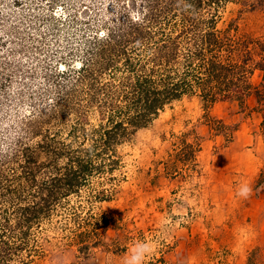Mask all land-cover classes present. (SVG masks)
<instances>
[{"label":"rangeland","instance_id":"obj_1","mask_svg":"<svg viewBox=\"0 0 264 264\" xmlns=\"http://www.w3.org/2000/svg\"><path fill=\"white\" fill-rule=\"evenodd\" d=\"M183 18L228 40L246 82L214 103L175 100L118 148L112 175L52 192L77 114L100 124L79 68L121 78L162 39L157 27L171 34ZM137 20L155 24L142 41L124 29ZM23 166L32 175L18 180ZM1 176L51 202L20 233L26 264H264V0H0Z\"/></svg>","mask_w":264,"mask_h":264},{"label":"trees","instance_id":"obj_2","mask_svg":"<svg viewBox=\"0 0 264 264\" xmlns=\"http://www.w3.org/2000/svg\"><path fill=\"white\" fill-rule=\"evenodd\" d=\"M190 9L193 15L200 12L198 8ZM134 22L124 29H138L140 41L155 28L151 21L147 24L139 23V20ZM199 25L194 18H183L182 25L170 27L171 34L165 32L166 27H157L156 33L162 39L154 43L155 48H151L146 59H139L136 64L130 65L132 63L128 58L126 74L121 78L101 81L100 74L94 70L90 72L91 62L79 68L76 72L77 82H88L86 102L89 107L95 106L99 110L100 124L94 126L84 123L79 118L81 114H77L78 119L72 130V145L62 142V147L56 148L53 154L52 162L58 164L59 158H63L65 164L57 167L58 173L52 178V192L64 190L63 195L80 193L93 178L112 175L118 164L113 154L117 153L118 148L139 129L148 126L160 111L175 100L199 91L203 100L214 103L218 94L233 87L239 88L240 82H246L251 72L246 66L233 62L234 48L226 43L228 40L220 39L214 26L208 27L206 31ZM105 64L110 66L109 63ZM62 75L66 73L62 72ZM25 167H22L21 175H17L20 176L18 180L32 175L29 169L23 174ZM33 184L30 183L29 187L32 188ZM23 189L16 182L7 181L4 184L1 176L2 264H26L24 259L18 257L26 247L25 238H22L27 233L26 225H34L50 210V200L30 196ZM46 190V187L41 188L42 193ZM107 197L105 191L97 194L100 200H106ZM21 232L23 235H20ZM17 236L20 237L19 241L15 240ZM10 238L14 241L11 242Z\"/></svg>","mask_w":264,"mask_h":264},{"label":"clouds","instance_id":"obj_3","mask_svg":"<svg viewBox=\"0 0 264 264\" xmlns=\"http://www.w3.org/2000/svg\"><path fill=\"white\" fill-rule=\"evenodd\" d=\"M248 192H250V189L245 188L244 190H242L241 194L246 195Z\"/></svg>","mask_w":264,"mask_h":264}]
</instances>
